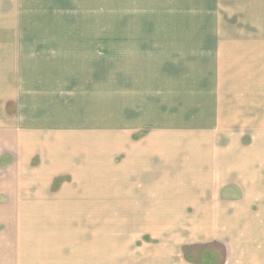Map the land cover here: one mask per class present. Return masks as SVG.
I'll return each instance as SVG.
<instances>
[{
	"label": "crops",
	"instance_id": "1",
	"mask_svg": "<svg viewBox=\"0 0 264 264\" xmlns=\"http://www.w3.org/2000/svg\"><path fill=\"white\" fill-rule=\"evenodd\" d=\"M17 46L0 52V264H264V103L143 121L139 96L63 88Z\"/></svg>",
	"mask_w": 264,
	"mask_h": 264
},
{
	"label": "rangeland",
	"instance_id": "2",
	"mask_svg": "<svg viewBox=\"0 0 264 264\" xmlns=\"http://www.w3.org/2000/svg\"><path fill=\"white\" fill-rule=\"evenodd\" d=\"M1 7L14 11L0 13L7 42L0 52L20 43L45 58L48 79L59 75L63 88L78 85L95 100L105 94L116 107L120 99L133 108L139 96L143 121L147 105L182 114L204 102L208 117L229 112V119L228 108L238 105L242 121L254 112L247 102L264 103V0H8ZM185 100L198 101L185 109Z\"/></svg>",
	"mask_w": 264,
	"mask_h": 264
}]
</instances>
